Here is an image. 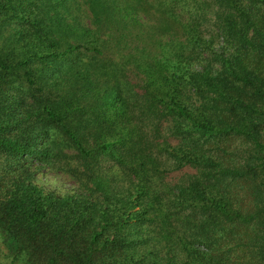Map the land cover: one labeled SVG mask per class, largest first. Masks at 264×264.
Instances as JSON below:
<instances>
[{
  "label": "trees",
  "instance_id": "1",
  "mask_svg": "<svg viewBox=\"0 0 264 264\" xmlns=\"http://www.w3.org/2000/svg\"><path fill=\"white\" fill-rule=\"evenodd\" d=\"M0 240V264H264V0H0Z\"/></svg>",
  "mask_w": 264,
  "mask_h": 264
},
{
  "label": "rangeland",
  "instance_id": "2",
  "mask_svg": "<svg viewBox=\"0 0 264 264\" xmlns=\"http://www.w3.org/2000/svg\"><path fill=\"white\" fill-rule=\"evenodd\" d=\"M38 178L42 183L50 187L71 189L74 186L73 182L67 179L66 176L57 174L49 169L39 172ZM7 252L9 253L7 246L4 244H0V262L3 261L1 259V256L3 257V254H7Z\"/></svg>",
  "mask_w": 264,
  "mask_h": 264
}]
</instances>
